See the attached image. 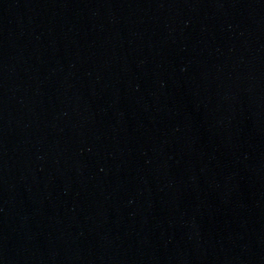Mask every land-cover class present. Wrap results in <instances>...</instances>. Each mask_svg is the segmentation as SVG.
<instances>
[{
    "label": "water",
    "instance_id": "water-1",
    "mask_svg": "<svg viewBox=\"0 0 264 264\" xmlns=\"http://www.w3.org/2000/svg\"><path fill=\"white\" fill-rule=\"evenodd\" d=\"M0 264H264V0H0Z\"/></svg>",
    "mask_w": 264,
    "mask_h": 264
}]
</instances>
